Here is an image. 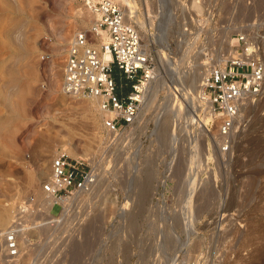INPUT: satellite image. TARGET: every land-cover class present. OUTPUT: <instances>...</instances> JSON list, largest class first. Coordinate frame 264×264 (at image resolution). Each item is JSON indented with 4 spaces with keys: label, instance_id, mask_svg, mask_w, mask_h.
Masks as SVG:
<instances>
[{
    "label": "rangeland",
    "instance_id": "obj_1",
    "mask_svg": "<svg viewBox=\"0 0 264 264\" xmlns=\"http://www.w3.org/2000/svg\"><path fill=\"white\" fill-rule=\"evenodd\" d=\"M115 1L139 16L158 66L147 104L117 138L97 100L61 91L71 41L95 20L84 0H0V212L11 220L42 189L31 183L38 167L49 180L64 153L93 160L97 183L79 197L76 226L63 229L71 254L44 253L35 264H264V100L244 108L222 154L209 97L192 92V79L223 64L235 34L264 15V0H168L153 20L140 16L144 0ZM115 78L127 94L131 82L116 67Z\"/></svg>",
    "mask_w": 264,
    "mask_h": 264
},
{
    "label": "built area",
    "instance_id": "obj_2",
    "mask_svg": "<svg viewBox=\"0 0 264 264\" xmlns=\"http://www.w3.org/2000/svg\"><path fill=\"white\" fill-rule=\"evenodd\" d=\"M143 19L164 13L168 0H144ZM94 16L92 27L75 34L63 66L61 91L73 98L98 101L109 137L117 138L139 115L158 66L142 45L141 32L128 11L115 0H84ZM105 37L97 49L94 44ZM236 46L223 64L211 68L204 80L212 115L217 119V142L229 154L242 125V110L248 103L264 100V15L235 34ZM111 55L105 60L103 54ZM115 67L131 82L123 94L115 78ZM98 174L91 159H69L58 153L51 161L50 179L43 184L42 198L30 195L15 208L9 226L0 233V264H35L44 253H57L59 261L71 254L65 226L75 225L79 197L90 194ZM59 207L57 215L52 214ZM27 264V263H26Z\"/></svg>",
    "mask_w": 264,
    "mask_h": 264
},
{
    "label": "bare ground",
    "instance_id": "obj_3",
    "mask_svg": "<svg viewBox=\"0 0 264 264\" xmlns=\"http://www.w3.org/2000/svg\"><path fill=\"white\" fill-rule=\"evenodd\" d=\"M126 1V0H125ZM196 6V5H195ZM128 11V10H127ZM131 11V10H130ZM130 11H128V13H130V15H132L133 14V12L131 13ZM79 18L81 19V21L82 22H85V20L86 19H84V17H83V15L81 14V12L79 13ZM144 23V22H143ZM142 24V23H141ZM89 25V24H88ZM234 39V38H233ZM104 41H106V38L103 36V37H101V40L100 41H98L97 42V40H96V45L95 46H97L96 48L97 49H100L101 48V44L104 42ZM233 44L235 43V39L233 40V42H232ZM145 46V45H144ZM146 47V46H145ZM233 53V50L231 51V54ZM103 57H104V59L105 60H111V55L110 54H108V53H105V54H103ZM226 59V57H225V55H223L222 56V61H224L225 59ZM217 59H220V58H217ZM218 61V60H217ZM208 74V73H207ZM203 75H204V73H203ZM202 76V75H201ZM200 75L199 76H197L196 78L194 77V79H192L193 80V85H192V92H194V94L196 93H199V95L201 96L200 98H202L203 100H204V91H205V88H204V80H205V76H203V78L201 77ZM193 78V77H192ZM202 80H203V82H202ZM197 83V84H196ZM153 84V83H152ZM152 84H151V86H152ZM151 86H150V88H151ZM150 90V89H149ZM149 94V93H148ZM199 95H198V97H199ZM148 96V95H147ZM147 96H146V99H147ZM195 96V95H194ZM196 97H197V95H196ZM146 99H145V101H144V103H143V105L145 104V102H146V104H147V102L148 101H146ZM196 101V100H195ZM256 102V101H255ZM254 102H250V103H248L247 105H250V104H253ZM246 105V106H247ZM245 106V107H246ZM245 107H243V110H244V108ZM197 108V107H196ZM242 110V111H243ZM141 111V110H140ZM195 112H197V110L195 109ZM211 114H212V112H211ZM210 115V114H209ZM194 117H195V114H194V112H193V114H190V123L192 122V121H194L195 122V119H194ZM209 119H210V117H209ZM209 119H207L206 118V116L204 117V119H202L201 121H203L204 123H207L208 122V120ZM197 122V121H196ZM165 123H166V121H165ZM165 123H163V124H165ZM201 124H202V122H201ZM164 126V125H163ZM161 127H162V125H161ZM202 129H204L203 127H202ZM203 131V130H202ZM164 133V132H163ZM202 133V132H201ZM88 146V145H87ZM88 149H91L90 148V145L87 147V150ZM70 151V150H69ZM90 151V150H89ZM88 152V151H87ZM71 155H73L74 153L73 152H69ZM56 155V154H55ZM45 166L44 165H40L39 167H38V169H37V171H36V173L35 174H33L32 176H31V183L32 184H36V183H41V182H47L48 181V178L46 177V170H45V168H44ZM151 177V176H150ZM140 182V181H139ZM43 183V184H44ZM192 185H194V183L192 184ZM43 187V186H42ZM145 187H146V184L145 183H143L142 184V186H141V192H140V194H141V196L143 197L144 196V193L146 194L147 192H145ZM36 198H42V189L40 190V191H37V192H35V194H33ZM192 198H193V196H192V192H191V196H189V201H188V203H191L192 202ZM144 200V199H143ZM136 208V207H135ZM14 209V208H13ZM123 209V208H122ZM10 211L9 210H7V209H4L3 211H1L0 212V227H1V229H0V233L1 232H3L8 226L6 225V224H10V222H11V220H12V216H11V220H10ZM5 226H7L6 228H5ZM77 242V241H76ZM72 251H73V253H74V248H72Z\"/></svg>",
    "mask_w": 264,
    "mask_h": 264
}]
</instances>
